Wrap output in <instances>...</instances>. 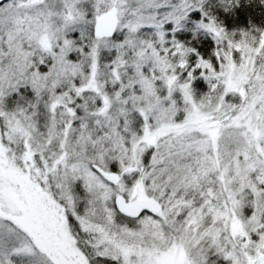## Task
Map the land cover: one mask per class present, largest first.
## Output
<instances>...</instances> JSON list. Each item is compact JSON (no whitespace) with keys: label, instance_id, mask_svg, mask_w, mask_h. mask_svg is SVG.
<instances>
[{"label":"snow or ice","instance_id":"6c2138e0","mask_svg":"<svg viewBox=\"0 0 264 264\" xmlns=\"http://www.w3.org/2000/svg\"><path fill=\"white\" fill-rule=\"evenodd\" d=\"M0 264H264V0H0Z\"/></svg>","mask_w":264,"mask_h":264}]
</instances>
